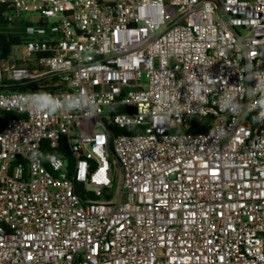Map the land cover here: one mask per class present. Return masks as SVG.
I'll return each mask as SVG.
<instances>
[{"label":"built area","instance_id":"1","mask_svg":"<svg viewBox=\"0 0 264 264\" xmlns=\"http://www.w3.org/2000/svg\"><path fill=\"white\" fill-rule=\"evenodd\" d=\"M0 1V264H264V0Z\"/></svg>","mask_w":264,"mask_h":264},{"label":"trees","instance_id":"2","mask_svg":"<svg viewBox=\"0 0 264 264\" xmlns=\"http://www.w3.org/2000/svg\"><path fill=\"white\" fill-rule=\"evenodd\" d=\"M14 12V8L11 6L10 2H1L0 1V26L11 25L12 22L8 19L10 15ZM28 38L22 37H13L8 36L3 33H0V65H5L10 62L14 48L21 46ZM31 88V87H30ZM33 88V87H32ZM19 90H27L25 87L19 88ZM13 113L2 112L0 114V130L4 127L6 122L13 117ZM208 127L205 125H195L186 129L187 133H196V132H206ZM61 149L54 150V153L59 155L62 154ZM63 155V154H62ZM69 159V158H68Z\"/></svg>","mask_w":264,"mask_h":264},{"label":"clouds","instance_id":"3","mask_svg":"<svg viewBox=\"0 0 264 264\" xmlns=\"http://www.w3.org/2000/svg\"><path fill=\"white\" fill-rule=\"evenodd\" d=\"M35 102H36V108L40 113H53L55 112L59 107L60 104L57 100H55L51 95L47 94H39L35 96ZM82 101L80 98H73L72 102L69 103L68 108L74 109L79 107L80 103Z\"/></svg>","mask_w":264,"mask_h":264},{"label":"rangeland","instance_id":"4","mask_svg":"<svg viewBox=\"0 0 264 264\" xmlns=\"http://www.w3.org/2000/svg\"><path fill=\"white\" fill-rule=\"evenodd\" d=\"M106 1H114V0H106ZM0 33L13 37L28 38L25 32V27L19 19H15L11 25L0 26ZM3 66L5 65H0V67Z\"/></svg>","mask_w":264,"mask_h":264}]
</instances>
